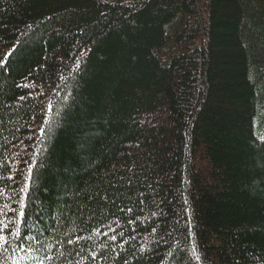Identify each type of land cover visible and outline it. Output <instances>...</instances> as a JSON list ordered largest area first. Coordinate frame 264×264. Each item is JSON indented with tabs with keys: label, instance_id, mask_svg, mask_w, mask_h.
I'll list each match as a JSON object with an SVG mask.
<instances>
[{
	"label": "trees",
	"instance_id": "16d2710c",
	"mask_svg": "<svg viewBox=\"0 0 264 264\" xmlns=\"http://www.w3.org/2000/svg\"><path fill=\"white\" fill-rule=\"evenodd\" d=\"M0 62L4 264H264V0H0Z\"/></svg>",
	"mask_w": 264,
	"mask_h": 264
},
{
	"label": "snow or ice",
	"instance_id": "6c2138e0",
	"mask_svg": "<svg viewBox=\"0 0 264 264\" xmlns=\"http://www.w3.org/2000/svg\"><path fill=\"white\" fill-rule=\"evenodd\" d=\"M5 66L4 62H0V69H3V67ZM76 67L79 68V63L76 64ZM61 79H63V77L61 76ZM23 87L27 88L28 85L25 84L23 85ZM41 95L43 93H40ZM20 99H25V97H20ZM67 99V97H66ZM48 110L52 111L53 110V106L51 103H49L48 105ZM47 119H45L44 123H47ZM45 131V129L42 127L41 128V132L43 133ZM261 141H264V137H260ZM29 172H31V168H29ZM23 191V189H21ZM21 203V208L19 210V216L20 217H24L26 215V205L24 204L23 201H20ZM14 211V210H13ZM129 211H131V209H129ZM0 216H3L5 219H8L7 217V213L4 211H0ZM18 223V222H17ZM99 231V230H97ZM12 235V236H19L20 235V229L16 224H12V223H4L3 220H0V248H3L4 252H7L9 249L7 247V238L8 235ZM104 235H107V233H104ZM111 239L115 240V236H112ZM67 243L71 244L73 243L72 240H69ZM0 264H4V258L2 257V255H0ZM12 264H16V261L13 260ZM126 264V262H125Z\"/></svg>",
	"mask_w": 264,
	"mask_h": 264
}]
</instances>
